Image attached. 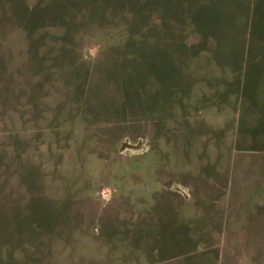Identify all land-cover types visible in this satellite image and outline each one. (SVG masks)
I'll return each instance as SVG.
<instances>
[{
  "label": "rangeland",
  "instance_id": "obj_1",
  "mask_svg": "<svg viewBox=\"0 0 264 264\" xmlns=\"http://www.w3.org/2000/svg\"><path fill=\"white\" fill-rule=\"evenodd\" d=\"M263 111L264 0H0V264H264Z\"/></svg>",
  "mask_w": 264,
  "mask_h": 264
},
{
  "label": "crops",
  "instance_id": "obj_2",
  "mask_svg": "<svg viewBox=\"0 0 264 264\" xmlns=\"http://www.w3.org/2000/svg\"><path fill=\"white\" fill-rule=\"evenodd\" d=\"M264 112V111H263ZM229 204H221L220 202H217V204L214 206V209H222L223 216L224 214H233L236 216L238 209L245 210L248 205L247 204H238V203H231ZM166 208L174 209L177 208L175 204L169 203ZM227 210V211H226ZM233 210V213H232ZM217 216H220L219 218L214 217L213 222H212V235L215 236L217 240H223L224 242H227V246L225 248H220V253H227L225 254V257L231 258V255L235 253V247H236V242L238 241H250L254 239V234L251 233L248 236L242 237L245 233H242L241 231L237 232L235 225H237V219L234 217V219L231 218H221L222 214L221 212H215ZM213 213V216H215ZM184 224V219L183 218H178L175 220L169 221L168 217L165 218V231L167 233H171L172 230H176L179 234H185L188 232V229L186 231V227L183 225ZM193 232V231H192ZM194 232H199L198 228H194ZM261 239V237L259 238ZM221 247V246H220ZM224 256V255H223ZM244 256H248L247 253H244Z\"/></svg>",
  "mask_w": 264,
  "mask_h": 264
}]
</instances>
